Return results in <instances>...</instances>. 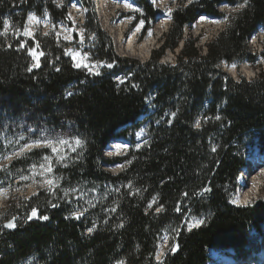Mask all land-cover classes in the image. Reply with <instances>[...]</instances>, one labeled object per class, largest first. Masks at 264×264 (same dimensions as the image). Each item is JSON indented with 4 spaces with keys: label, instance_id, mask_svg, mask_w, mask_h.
I'll return each instance as SVG.
<instances>
[{
    "label": "trees",
    "instance_id": "16d2710c",
    "mask_svg": "<svg viewBox=\"0 0 264 264\" xmlns=\"http://www.w3.org/2000/svg\"><path fill=\"white\" fill-rule=\"evenodd\" d=\"M64 1L60 8L54 0H0V158L41 138L82 141L54 168L61 186L57 194L66 192L65 202L41 191L23 205L48 219H28L14 230L0 225V264L30 257L35 264H161L155 256L164 233L171 249L162 264H215L211 249L232 250L238 261L256 254L264 200L246 207L229 201L247 159L256 149L264 153V72L253 81H234L221 65L255 63L250 40L264 27V0H248L231 14L206 55L195 39L184 37L185 29L202 16H222L223 3L244 0L181 1L163 46L143 65L116 55L94 5L81 0L88 10L87 37L96 38L92 59L110 66L99 75L76 68L66 54L72 44L51 33L22 37L31 11L40 17L48 12L56 26L70 25L71 0ZM138 2L146 15H136V21H145L144 37L159 11L147 0ZM6 21L12 26L8 32ZM181 44L175 66L160 62L167 49ZM30 48L43 53L38 67ZM118 75L128 78L120 84ZM151 105L160 121L145 126L148 138L139 145L135 133L150 117ZM123 137L130 141L127 152L105 158L107 147ZM49 153L42 148L14 159L8 167L12 181L34 158ZM112 163L122 164V170H105L103 165ZM78 194L74 211L67 201ZM201 217L202 226L187 231V223Z\"/></svg>",
    "mask_w": 264,
    "mask_h": 264
},
{
    "label": "rangeland",
    "instance_id": "374dc122",
    "mask_svg": "<svg viewBox=\"0 0 264 264\" xmlns=\"http://www.w3.org/2000/svg\"><path fill=\"white\" fill-rule=\"evenodd\" d=\"M93 5L95 9L96 14V20L99 23V26L101 30L110 38L112 41L114 50L116 55L122 58H129L138 61L141 65L148 63L153 55V53L159 51L164 43V38L168 34L170 28L172 27L173 20L170 21L169 28L162 33L158 38L156 39V42L154 43V49L149 54V58L145 59L140 51L137 52L134 51H128L125 50V46L128 44L127 41L130 37H135L136 42V49H138L139 45L148 37L149 31L155 28V26L158 23V20L161 16L170 14L172 18V11L174 10L175 6L180 4L183 0H147L148 3L152 4L153 8L159 11V14L156 17V20L152 22L151 29L147 32L146 36L142 37V34L135 36V32L145 23V21L139 20L136 21V15L139 16H146L144 13H142V7L139 4V0H89ZM198 0H186V4L188 5L190 2H196ZM64 0H54L53 4H55L57 7L63 8L64 7ZM128 2V4H126ZM239 5V4H238ZM238 5H231L228 3H223L219 7L221 10H219L223 15L219 16L217 18H211L208 17V20L204 23H199V20H197L195 23H193L189 28L185 29V36L184 37H191L193 40L195 39L196 47L199 50V53L201 55H206L207 53V45L212 42L222 31L225 30L228 19L231 14H234L241 10L242 8L238 9ZM67 11H68V19L70 22V25L59 22V24L56 26L51 21V18L48 14V12H45L43 17L38 16L34 12H30L28 14V19L26 22V28L29 31H31L32 35H24V31L21 33L22 37L27 38L28 40H31L33 36L39 31L42 33V35L45 34H53L59 41L66 42L68 44H72L71 47H69L66 50L67 56H69L76 65L77 63H80L83 61V63L89 65L91 68V73L95 75H99L100 71L103 67H109V65L105 64L104 62H99L97 60L92 59V54L90 51H92L93 44L96 41L95 34H91L89 37H87L86 29L84 24L87 22V8L83 5V2L81 0H71L70 3L67 5ZM29 16H35L37 19L36 21H29ZM7 26V31L11 30L12 26L9 21L5 22V27ZM4 27V29H5ZM122 29V30H121ZM119 40V43L117 42ZM117 39V40H116ZM250 48L252 51V54H256V61L255 63H236L235 65V74L231 73L230 66L228 64H222V70L228 74L234 81H241V79H244L246 81H253L259 78L260 73L264 72V58L261 55V53L264 50V27L260 26L257 33L251 38L250 40ZM182 44L174 51L167 49L162 56L160 62L162 64H168L170 66H175L177 63V58L181 52ZM69 50H71L69 52ZM36 55L41 57L39 54L42 52H39L37 49H35ZM73 52H80L79 60L73 59ZM35 64L37 61L34 59ZM76 68H86L81 65V67ZM89 71V68H87ZM248 72V73H247ZM99 73V74H97ZM251 74V75H250ZM121 75H118L116 80L120 82V84L124 83L126 78H121ZM156 110L155 105H151L148 109L150 117L147 118V120L143 121L142 126L139 130L135 133L136 140L138 141L139 145H142L144 142V138H148L147 131L148 128L145 129V126H147L149 123H151L152 119L155 120V125H158V121L160 119H157L156 114H154ZM149 114H146L144 116H147ZM173 117V116H172ZM171 117V118H172ZM143 117H140L141 120ZM35 142V141H34ZM34 142L29 143L33 144ZM54 141L53 146L57 147L59 151L57 153H52L51 147H45V146H39V147H33L31 150H25V153L31 152L33 150L42 149L45 148L50 151L49 154L43 156L40 160L33 159L31 161V166L26 170L25 173L21 174L20 176L16 177L12 181V175L14 173L10 170H8L9 165L14 159L20 158L22 155H16V153H19L20 150L14 151L12 155H8L6 157L0 158V172L3 173V176L0 177V225H2L3 228H5V223L13 220V218H16V223H22L28 220V217L32 214L33 209L36 210L38 218L39 213L38 210L35 207L27 206L26 204L23 205V203L29 202L34 196L38 195L39 192L45 191L46 194H49L50 196H53L54 201L59 202H65L66 192L61 193L58 196V190L61 189V186L59 184V180L57 178V175L54 172V168L56 164L63 165L65 161L67 160L68 154L67 150H77L79 146L76 145V143L73 141H67L66 144L60 145L58 143H55ZM130 141L127 139L125 143H122L121 146L117 148L115 151H111L110 147L109 150L107 149L104 152V157L111 159L116 158L119 156H123L129 146ZM112 146V145H110ZM111 151V152H110ZM254 157L258 158L257 149L253 152ZM251 155V156H252ZM64 157L63 160H60L59 157ZM10 157V159H9ZM44 157H50L51 158V167L52 172L47 173L43 168L40 167L41 164H45L47 166V161L44 159ZM251 158V157H249ZM252 158V159H253ZM263 160H260L259 165L252 166L251 170H249L250 175L244 174L242 176H245L247 178V181L244 180L242 182L243 185H238L235 192H233L230 195V201L232 204L238 205L239 207H246L249 204L257 203V201L264 200V178L261 180V185L259 191L251 198V200L247 203H242L240 201L235 202V195L236 194H247L253 187V183L256 182L257 176L259 174H262L264 172V162ZM249 165H252V160H248ZM35 166V167H34ZM121 164L112 163L109 164V170L113 174H117L122 170V167H120ZM105 170H107L106 164L103 165ZM108 171V170H107ZM109 171V172H110ZM44 173L41 175V173ZM241 176V177H242ZM261 176V175H260ZM259 176V177H260ZM240 177V178H241ZM253 179V183H252ZM46 180H52L54 182V185L51 190H49V186L45 185ZM3 182V183H2ZM45 185V186H41ZM56 190V191H55ZM206 190H204L205 192ZM77 192V191H76ZM81 195L78 194L77 198L73 200H68L67 203L71 204L74 208V211H77V207L74 203H76V200L80 198ZM233 197V198H232ZM15 207L14 212H10L11 209ZM20 210V213H17ZM191 222V221H190ZM190 222L187 223V231L188 228L190 230L192 227H198L201 222H195L194 225L190 224ZM167 238H161L158 243V250L160 251V247H163V254L161 256L158 255L159 251H157L155 260L158 263H161L163 261L165 253L171 249L170 245V237L168 234H166ZM261 240L264 241V238ZM159 258V259H158ZM253 259L260 261L262 260L261 254H256V256L252 257ZM35 257H30L26 259L21 264H35L36 263ZM233 260V259H232ZM231 260V261H232ZM264 261V259H263ZM236 262V261H233ZM250 261H245L243 264H248ZM223 263V262H222ZM235 264V263H233Z\"/></svg>",
    "mask_w": 264,
    "mask_h": 264
},
{
    "label": "bare ground",
    "instance_id": "6f19581e",
    "mask_svg": "<svg viewBox=\"0 0 264 264\" xmlns=\"http://www.w3.org/2000/svg\"><path fill=\"white\" fill-rule=\"evenodd\" d=\"M126 4H128V2H126ZM219 10H221V8H219ZM171 19L172 18L170 16V14H166V15L161 16L159 18L158 23L155 26V28H153L152 30L149 31L148 37L139 45L138 49H136V42H135L136 39H135L134 36H132L127 41L128 44L125 46V50H128L130 52L134 51V50L137 52L139 50L141 55L145 59H147V57L149 56L151 51L154 49V43L156 42V39L158 38V36H160L162 33H164L167 30V28H169L168 26L170 24ZM207 20H208V16H202V17L199 18V23L202 24V23H204ZM119 40L120 39L118 38V41H117L118 43H119ZM72 55L76 56V59H74V60H75V62H77L76 60H79L80 52H73ZM229 69H230L231 73L235 74V65L234 64H232ZM121 144H122V142H120V141L112 143L111 144L112 146H109L110 150L111 151L117 150V148L119 146H121ZM106 166H108V165H106ZM259 176H257L256 179H254V180H256V182H254V183H253V179H252L253 187L247 194H241L240 193V194H236L235 195V197H236L235 198V202L240 201V202L245 204V203L249 202L251 200V198H253V196L260 189L261 180L264 178V172L262 174H259ZM240 177H239V183L244 182V180L247 181V178L245 176H242L241 178ZM159 249H160V251L158 250L159 251L158 255L161 256L162 255L161 253L163 251V247H160ZM220 251H222V250H212V258L215 260V264H233V263H235V264H243L245 261H250L248 264H264V261H263V259H264V241H263V244H262V250L259 251V252H255L256 254H261L262 255V260H260V261H257V260L252 258L253 256H256V254H254V253H252L248 257L247 260L238 261L235 258L232 250L227 251V253H221ZM233 261H236V262H233Z\"/></svg>",
    "mask_w": 264,
    "mask_h": 264
},
{
    "label": "snow or ice",
    "instance_id": "6c2138e0",
    "mask_svg": "<svg viewBox=\"0 0 264 264\" xmlns=\"http://www.w3.org/2000/svg\"><path fill=\"white\" fill-rule=\"evenodd\" d=\"M247 3H248V0H244V3L239 4V5L237 6L238 9H239V8H244V7L247 5ZM36 19H37V18H36L35 16H29V21H36ZM5 31H7V26L5 27ZM0 34H2V33H0ZM24 35H29V36H31L32 33H31V31H29L28 29H25V31H24ZM24 46H25L24 44H21V47H24ZM37 47H38V45H37ZM70 51H71V50H69V52H70ZM29 54L32 55L33 58L37 61V63L34 64L33 67H38V66H39V63H38V61H39V56L36 55V51H35V49H31V48H30V49H29ZM66 54H67V53H66ZM39 55L42 56L43 53H40ZM73 59H76V56H75V55L73 56ZM82 64H83L84 67L89 68V71H91V68L89 67V65L83 63V61H81L80 63H77L75 66H76V67H81ZM29 71H31V68L29 69ZM97 74H99V73H97ZM173 115H174V114H173ZM196 126H197V127L200 126V125H199V122H197ZM55 143H58V144H60V145H63V144H66L67 141L64 140V139H60V140L56 141ZM75 143H76L77 146H80V145L82 144V141H80L79 139H77V140L75 141ZM53 144H54V141L49 140V139H47V138H41V139L35 141L33 144L26 145L24 148H21V151H20L19 153H16V155H22V154H25V150H26V149H27V150H31V148H33V147H39V146L51 147V151H52V153H57V152L59 151V149H58L57 147H54ZM73 150H74V149H73ZM9 159H10V157H9ZM44 159L48 162V163H47V166H46L45 164H41L40 167L43 168L47 173H51V172H52L51 158H50V157H44ZM59 159H60V160H63L64 157L61 156V157H59ZM34 167H35V166H34ZM43 174H44V173L42 172L41 175H43ZM45 185L49 186V190H51V188H52L53 186H55V185H54V182H53L52 180H46V181H45ZM45 185H41V186L43 187V186H45ZM55 206H56V205H53V207H55ZM159 210H160V209H157V211H159ZM177 211H179V208L177 209ZM82 214H83V213H74V215L76 216V218H79L80 215H82ZM36 216H37V212H36L35 209H33L32 214L28 217V219H32L33 217H36ZM39 218L44 219V220L48 219L47 216H42V217H39ZM13 219H15V218H13ZM5 227L12 228V227H15V224L12 223V222H9L7 225H5ZM89 231H91V229H89ZM173 251H175V247H173ZM161 254H163V251H162ZM158 259H159V258H158ZM161 264H162V262H161Z\"/></svg>",
    "mask_w": 264,
    "mask_h": 264
},
{
    "label": "built area",
    "instance_id": "2783aa9c",
    "mask_svg": "<svg viewBox=\"0 0 264 264\" xmlns=\"http://www.w3.org/2000/svg\"><path fill=\"white\" fill-rule=\"evenodd\" d=\"M42 57V56H41ZM40 57V58H41ZM40 58H39V60H40ZM229 203L231 204V205H233V206H235V207H237L238 205H235V204H232L230 201H229ZM203 221H204V218H195V219H193V220H191V222H190V224H192V225H194V223L195 222H201V224L198 226V227H192V229L190 230V228H188V231H192V230H194V229H199L201 226H202V224H203ZM189 224V223H188ZM263 229H264V227H263ZM163 238H167V236H166V234H163ZM211 255H212V249H211ZM209 257V256H208Z\"/></svg>",
    "mask_w": 264,
    "mask_h": 264
},
{
    "label": "water",
    "instance_id": "95a60500",
    "mask_svg": "<svg viewBox=\"0 0 264 264\" xmlns=\"http://www.w3.org/2000/svg\"><path fill=\"white\" fill-rule=\"evenodd\" d=\"M117 142H118V141H117ZM120 167H122V166H120ZM107 170L110 171V170H109V167H107ZM110 172H111V171H110ZM37 219H38V215H37L36 217H33V218H32V220H37ZM15 221H16V218L13 219V220H11V221H9V222L14 223V224H15V227H16V222H15ZM9 222H7L6 225H7ZM15 227H12V228H8V227H6V228L9 229V230H14ZM262 234H263V238H264V230H263V233H262Z\"/></svg>",
    "mask_w": 264,
    "mask_h": 264
}]
</instances>
